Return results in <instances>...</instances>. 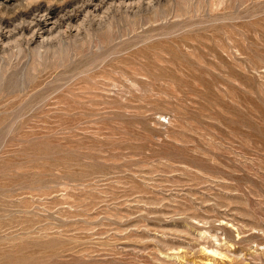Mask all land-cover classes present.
Returning a JSON list of instances; mask_svg holds the SVG:
<instances>
[{
    "label": "rangeland",
    "instance_id": "rangeland-1",
    "mask_svg": "<svg viewBox=\"0 0 264 264\" xmlns=\"http://www.w3.org/2000/svg\"><path fill=\"white\" fill-rule=\"evenodd\" d=\"M17 35L0 264H264V0H142Z\"/></svg>",
    "mask_w": 264,
    "mask_h": 264
},
{
    "label": "bare ground",
    "instance_id": "bare-ground-1",
    "mask_svg": "<svg viewBox=\"0 0 264 264\" xmlns=\"http://www.w3.org/2000/svg\"><path fill=\"white\" fill-rule=\"evenodd\" d=\"M26 1L30 5H24L25 8L18 7L9 16H6L10 8L8 4L0 3L1 41L10 39V37L17 34L21 36L25 32L31 34L35 30L41 31L43 35L49 37L54 33L57 34L60 30L69 28L77 21H80L81 17L84 18L88 14L97 15L112 5L134 4L142 0H53V2H35L34 4L29 3L28 0ZM4 30L7 32H4ZM53 37L55 36L53 35Z\"/></svg>",
    "mask_w": 264,
    "mask_h": 264
}]
</instances>
